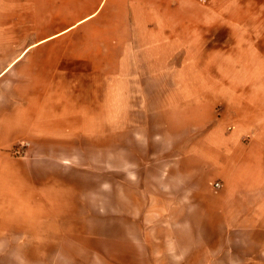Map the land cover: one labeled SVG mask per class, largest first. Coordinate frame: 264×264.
Listing matches in <instances>:
<instances>
[{"label": "crops", "instance_id": "1", "mask_svg": "<svg viewBox=\"0 0 264 264\" xmlns=\"http://www.w3.org/2000/svg\"><path fill=\"white\" fill-rule=\"evenodd\" d=\"M172 2L0 0L22 31L0 39V79L22 81L0 113V254L56 236L77 174L100 172L131 207L118 264H264V9ZM111 127L117 168L80 169Z\"/></svg>", "mask_w": 264, "mask_h": 264}, {"label": "rangeland", "instance_id": "2", "mask_svg": "<svg viewBox=\"0 0 264 264\" xmlns=\"http://www.w3.org/2000/svg\"><path fill=\"white\" fill-rule=\"evenodd\" d=\"M179 1L181 2V0H173V9H176ZM184 5L185 9H264V0H184ZM11 21L6 15L0 16V39L21 37V30L7 28V25H12ZM0 53H6L5 47L0 46ZM7 64L9 62L0 61V73ZM8 76V80L6 76L0 79V113L1 108L6 105L7 96L8 99L11 97L10 94L6 95L7 89L10 91L11 88H15L16 92V87L20 88L22 85L20 73L17 74L13 70ZM16 97L17 94H14L15 103ZM110 116L115 117L116 111L111 110ZM134 118L133 111L127 113V124L133 122ZM128 144L130 143L127 141V151ZM129 147L131 148V145ZM24 148L25 143L17 142L9 151L13 156H21ZM85 148L86 156L79 158L80 169L84 166L88 167L84 170L117 168L120 158L116 132H112V127L111 136L108 143H104V147L102 143L94 142L86 144ZM105 148L103 152L102 149ZM134 160L127 155L126 167L131 168ZM76 177L79 179L78 182L88 183L89 186L78 184L77 198L67 195L62 198L63 220L60 223H52L50 228L51 233L54 232L56 236L28 239L27 246L22 244L24 239H14L13 253L0 254V264H118L117 245L119 243L117 241L120 222L117 215L129 212L131 207L118 202L117 174L105 175L95 172L81 175L78 173ZM158 179L159 175L155 174L154 176L147 174L144 177L146 181ZM104 182L111 183L115 188L110 190L109 195L106 190L103 191L100 188ZM84 198H87L88 204H83ZM70 203H72L71 206H66ZM123 247H129V244L124 242Z\"/></svg>", "mask_w": 264, "mask_h": 264}, {"label": "built area", "instance_id": "3", "mask_svg": "<svg viewBox=\"0 0 264 264\" xmlns=\"http://www.w3.org/2000/svg\"><path fill=\"white\" fill-rule=\"evenodd\" d=\"M220 187H221V186H220L219 183H215V184H214V188H215V189H219Z\"/></svg>", "mask_w": 264, "mask_h": 264}]
</instances>
